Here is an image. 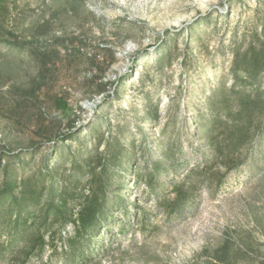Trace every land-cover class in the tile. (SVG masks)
<instances>
[{
    "label": "rangeland",
    "instance_id": "374dc122",
    "mask_svg": "<svg viewBox=\"0 0 264 264\" xmlns=\"http://www.w3.org/2000/svg\"><path fill=\"white\" fill-rule=\"evenodd\" d=\"M256 29L264 30V0H0V185L6 167L24 163L25 174L36 173L58 136L119 107L141 108L146 94L166 111L169 101L185 104L184 94L218 78L231 84L233 37L246 35L247 44ZM167 35L177 47L162 77L152 64ZM248 149L241 168L202 182L183 212L170 205L177 195L171 184L153 193L131 174L132 200L138 196L141 207L130 229L107 234L108 243L80 264H264V131ZM47 264L62 263L54 257Z\"/></svg>",
    "mask_w": 264,
    "mask_h": 264
},
{
    "label": "trees",
    "instance_id": "16d2710c",
    "mask_svg": "<svg viewBox=\"0 0 264 264\" xmlns=\"http://www.w3.org/2000/svg\"><path fill=\"white\" fill-rule=\"evenodd\" d=\"M188 31L192 36L194 31ZM246 37H233L231 84L218 78L196 95L184 94L185 104L169 101L166 111L146 94L141 108L119 107L112 117L103 114L58 136L36 173L25 174L24 163L6 167L0 185V264L8 257L13 264H30L45 253V264L54 257L62 264H80L115 231L125 234L141 207L138 196L132 200L131 174L137 187L153 193L171 184L177 195L170 205L183 212L202 182L222 181L241 168L250 144L264 131V30H254L247 44ZM189 46L187 41L180 68L184 81H189ZM176 47L170 35L156 47L152 67L161 76ZM144 79L145 73L137 85L140 93ZM38 151L33 146L32 155ZM147 222L145 211L142 223Z\"/></svg>",
    "mask_w": 264,
    "mask_h": 264
}]
</instances>
